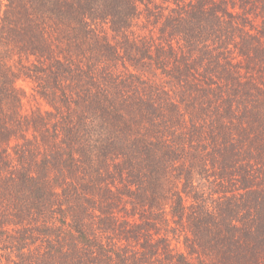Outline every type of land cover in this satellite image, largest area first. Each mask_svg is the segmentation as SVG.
<instances>
[{"label":"trees","instance_id":"1","mask_svg":"<svg viewBox=\"0 0 264 264\" xmlns=\"http://www.w3.org/2000/svg\"><path fill=\"white\" fill-rule=\"evenodd\" d=\"M163 1L166 6L157 0H7L3 15L12 18L13 26L6 29L5 18L0 23V44L8 46L0 48V264H202L189 254L173 253L167 239L155 243L154 235L145 232L158 224L156 212L142 224L116 227L118 207L142 188L151 194L143 204L148 209L159 185L163 191V178L174 175L171 167L179 169L181 182L188 151L200 153L195 146H213L209 161L223 164L225 173L264 171V81L262 71L254 79L246 72L251 68L246 42H257L255 56L264 44L258 28L254 36L242 29L251 1L240 0L244 15L234 5L227 8V0H211L210 6L204 0ZM142 15L147 22L171 17L170 35H176L162 43L138 40L134 24ZM175 37H180L177 46ZM11 48L20 58L16 69L5 62ZM232 49L245 61L233 54L229 58ZM124 58L143 66L155 62L173 79L176 97L168 92L166 101L154 97L158 86L141 82L142 77L125 80L115 63ZM20 69L25 77L38 78L53 109L42 119L21 113L15 88ZM206 90L215 93V102L204 104L201 113L185 114L183 98L194 109L199 99L190 92ZM210 108L215 115L204 122ZM195 126L204 134L190 142L186 131ZM61 137L67 161L60 160V142L55 146ZM174 159L178 162L170 167ZM190 167L202 174L199 166ZM192 184L183 191L187 199ZM92 186L98 196L90 194L97 191ZM181 195L173 208L178 221L189 207ZM251 195L250 201L232 197L253 213L243 238L234 239L239 249L234 264H246L256 245L258 264H264L262 202ZM110 229L115 238H104Z\"/></svg>","mask_w":264,"mask_h":264},{"label":"rangeland","instance_id":"2","mask_svg":"<svg viewBox=\"0 0 264 264\" xmlns=\"http://www.w3.org/2000/svg\"><path fill=\"white\" fill-rule=\"evenodd\" d=\"M184 1L188 2L187 0ZM210 1L211 0H204V2L208 4V6H210ZM250 1L251 5H245L247 7L245 14L247 15L246 18L248 25L246 28L242 29L245 30V33L248 32L250 36H254L255 32L252 30L253 28L255 30L258 28L257 30H259L260 32V39L264 44V33L261 35V32L264 29V0ZM6 2L7 0H0V7L2 10V13H0V23L4 18L5 21L9 20V22L6 24L4 23V25L6 29L11 30L13 26L12 18L8 16L6 18V16L3 15V12L6 10ZM157 3L161 6L167 5L163 0H157ZM225 4L229 9H231L233 5L236 6L235 12H237L239 15H244L243 11L239 9L240 6L242 7L240 0H227ZM173 6L175 7V5ZM172 21L173 20L171 17H165L162 20L152 19L150 22H147L142 15L141 21L134 24V30L136 32V35L140 37L138 40L148 41L149 39H155V41H157L158 43H162L164 40L168 39V37L174 38V36L176 35H170V33L173 32L174 28ZM152 32L155 33L154 36H152ZM179 39L180 37H175L174 45L177 46L176 40L178 41ZM246 43H248L247 52L250 54L249 63L247 66L248 68L251 67L247 69L246 72H249V74L252 76V79H254L256 75L260 76L259 71H262V80L264 81V49H262V51L255 56L256 51L253 50V48L256 46L257 42H255L254 38H247ZM6 47L8 46L5 44H0L1 51H4ZM232 54L238 62L245 61V58L239 57L237 55V52H235V50L233 49L228 53L229 58H231ZM30 60H35V58L31 57ZM122 61L123 62H119V59H117L115 63H117V67L120 70L124 71L125 80L129 78L131 81H135V76H139L140 79L142 77L144 80L141 82L145 84L154 83L158 86L157 89L159 90L155 91V93L153 94L154 97L160 96L157 98H161L164 101L169 99L168 93H172L176 97V92L173 93L171 91L173 79L165 77L163 71L157 67L155 62L143 66L142 61L139 63V65L136 63H132V61H128L125 58L122 59ZM5 62L12 68L16 69L19 67L18 62H20V58L13 48H11L9 55L5 59ZM24 63L30 64L29 60L25 59ZM255 63H257L259 67H256ZM17 72H19L18 74L22 76L21 78L16 79L15 83V88L19 94V103L21 104L20 109L22 115L26 119L33 118L34 120H38L46 117L47 114L52 113L53 109L49 105L48 100H46V98L41 94L42 90L39 87L37 81L38 78L31 79L29 77H25L26 73L22 69L18 70ZM217 72L219 74L220 69ZM132 73H135V75L130 76V74ZM262 80L260 79V82L258 81L259 85L262 84ZM138 81L140 82V80ZM42 85L43 84L41 83L40 86L42 87ZM136 90V92L139 91L138 85ZM150 93L151 92L145 95L150 97ZM190 93L195 94L199 99V102H197L194 109H191L192 105H188L190 99L184 97L183 100L185 101L181 103V108L183 111L185 110V114H187L186 111L192 113H201V107L204 106V104L207 105L215 102V93H213L212 91L206 90L205 92L202 91L201 93H198V91H193V93ZM214 115L215 110H212L210 108L207 112H205L204 115H202L203 119L205 118L204 122L211 121L207 117H213ZM188 116L190 115L188 114ZM53 118L54 117L51 118V122H54L55 118ZM135 118L139 119L142 117L136 115ZM136 124L139 125L141 124V122H136ZM186 134V139H189L190 142H196L197 140H200V136L204 134V129L198 126L191 127L186 131ZM207 135L209 136V134ZM205 143L210 144V142L208 141H206ZM65 145L66 142L62 141V137L57 138L55 146H59L62 150V155L60 157V160L62 161L71 159L70 155H65ZM195 147L199 150L200 153L198 154L192 151H188V156H186L185 160H183L182 168L180 169V172L183 174L181 182L177 177L179 169L171 167L178 162V159H174L173 162L169 163L171 167L169 169V172H174V170L176 171L173 173L174 175L163 178V191L161 189V186L159 185L155 201H150V206L148 209L147 207L143 206L144 202L148 201L145 195L151 198V194L150 192L143 191L142 188H139V191L136 190L137 193H139L137 194L138 197L132 194L134 198H128L127 201L123 200V202L121 203L122 205L118 207L117 213L115 214V217H117L118 221L116 227H121V223L123 222H129L131 225L142 224V222H146L145 219L148 215L153 217V213L151 212H156L155 214L159 219L158 224L156 226L149 228L147 227V229H145V232L150 231L152 235H154L155 243H163L161 242V240L167 239V242L171 247L170 249L173 250V253L180 252L187 255L189 254L192 256L191 258L193 259V261L197 262L200 260L202 264H234L232 262H234L235 256L239 252V249L234 247V244L237 242L234 239L243 238V234H241V231H243L245 227L251 226L252 221L250 220V217L253 213L252 210L241 207L244 202H238V200L235 201V199H232V197L238 195L242 196L244 201L245 199L247 201H250L248 194L252 193L251 198L254 199L255 197H257L261 200L262 203L259 211L260 214H262L264 217V171L258 170L255 172L254 167L249 171H246L247 173H245L244 175H239L235 172L225 173L224 171L226 170V168L224 169L222 167L223 164L222 166H220V162L216 160L209 161L207 151H210L213 146L203 145ZM191 165L199 166V168H201L200 173L202 174H197L196 170H192V168L190 167ZM221 172H223V174ZM230 173L231 175H229ZM98 180L99 179H97V181ZM183 183H185V185H183ZM191 183H193L192 185L194 186V190L191 192L193 198L190 195V198L187 199L183 191L186 190L189 184L191 186ZM92 188L97 191H94L90 194H93V196H98V188H95V186H92ZM100 192L102 196L103 193L108 194L106 191ZM180 192L183 194L181 195L183 199H187L185 203L189 207L185 211L184 216L182 217L183 219L178 221V217H175L173 208L176 206V202L178 203L177 199H179ZM101 194L99 196H101ZM117 195L119 194H116L114 196ZM200 196L204 197V199L201 200L199 198ZM87 197L90 196L87 195ZM196 203L197 208H194V206H196ZM213 216H216V218H213ZM161 219L166 220V223L161 221ZM105 225L109 226V223H106ZM259 226L264 228V221L259 223ZM144 227L146 226H141V228ZM222 231L225 232V234H222ZM109 237L115 238L114 232L111 229L104 232V238ZM126 240H124L123 243H126ZM143 240H145V238L141 239L140 241L143 243ZM140 241H138V243H140ZM160 247L162 248V245ZM245 249L246 248H241V252H243ZM254 249L256 254H254L250 250L246 257L247 260H245L246 264H258V255H260L258 252L259 245H256ZM261 250L264 251V242L262 244Z\"/></svg>","mask_w":264,"mask_h":264}]
</instances>
